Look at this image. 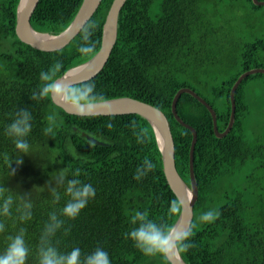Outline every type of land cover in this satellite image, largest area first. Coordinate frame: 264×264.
<instances>
[{
	"label": "trees",
	"instance_id": "obj_1",
	"mask_svg": "<svg viewBox=\"0 0 264 264\" xmlns=\"http://www.w3.org/2000/svg\"><path fill=\"white\" fill-rule=\"evenodd\" d=\"M113 1L103 0L85 25H94L96 54L101 48L102 25ZM19 2L0 0V154L13 148L3 135V126L19 108L29 107L34 116L30 142L54 162L38 154L24 156L19 167L13 163L16 174L8 186L31 191L44 187L52 172L79 168L81 178L96 188V197L76 220L68 222L71 231L67 236L58 234L60 248L68 250L79 245L87 252L102 245L109 251L112 264H171L159 256H144L125 238L130 228L129 217L136 209H146L152 217L171 226L181 213L171 218L166 214L170 202L179 200L166 180L152 126L136 114L81 117L66 113L51 98L32 100L42 70L61 61L64 70L62 75L58 74L60 78L96 54L83 57L78 52L82 32L57 52H42L21 42L15 32ZM82 2L40 0L31 26L40 33L58 35L72 23ZM251 16L260 24L243 28L244 21ZM219 22L221 27L216 26ZM215 26L235 35L229 39L228 51L234 53L237 71L223 78L213 74H226L231 68L227 62L218 71H207V67L216 66L220 60L213 58L214 48L205 44L209 35L217 32ZM117 28V42L109 61L92 81L106 101L131 97L164 112L175 142L177 170L190 185L193 135L174 118L173 99L182 88L194 90L216 111L219 132L227 129L233 85L243 73L264 69V6L254 4L253 0H127ZM192 80L199 84L190 86ZM262 80L263 83H257ZM235 100V124L224 138L216 136L210 112L197 99L183 94L178 102L179 116L198 134L194 173L199 196L189 237L191 247L180 254L187 264H264V74L244 79ZM52 111L58 113L60 123L55 138L43 133L45 117ZM256 118L259 139L263 141L259 144L248 139L250 121ZM133 121L136 128L132 127ZM109 123L111 128L107 127ZM140 128H147L150 137L143 145L136 142L134 135ZM83 135L108 145L89 147L90 141ZM69 143L76 147L79 159L68 152ZM145 156L156 167L143 180L136 181L135 169ZM5 169L0 156V176ZM47 195L45 191L35 196L34 217L26 225L33 252L49 210ZM210 208L218 210L219 217L213 222L200 221V214ZM8 230L14 232L16 226L10 223ZM5 243L0 237V249ZM29 264L35 261L30 259Z\"/></svg>",
	"mask_w": 264,
	"mask_h": 264
},
{
	"label": "clouds",
	"instance_id": "obj_2",
	"mask_svg": "<svg viewBox=\"0 0 264 264\" xmlns=\"http://www.w3.org/2000/svg\"><path fill=\"white\" fill-rule=\"evenodd\" d=\"M93 28L94 25H88L81 29V42L77 50L83 57L96 54L95 42L92 40ZM63 70L64 64L61 61H56L47 70H42L39 73L40 84L32 92L31 99L39 101L51 98L58 105L71 109L75 115L81 117L96 115L97 107L107 101L97 91L95 82L90 78L75 86H66L62 83L65 80L58 78V74L62 75ZM33 121L31 108L23 107L19 108L3 126V135L13 148L11 152L0 154L6 164L4 175L0 176V237L6 241L0 249V264H29L30 259H33L35 264H112L109 251L102 245H97L87 252L79 245L68 250H62L59 246L58 234L63 233L67 236L71 231L70 226H67L68 222L76 220L96 197V188L81 178V169L71 170L66 167L52 172L44 187H34L31 191H21L19 188L8 186V181L16 174V169L12 168L13 163L19 167L23 164L24 156L38 154L42 159L54 162L52 158L41 155L30 142ZM45 121L44 135L55 138L60 127L58 113L49 112ZM107 127L111 128L112 124L109 123ZM132 127L136 128L134 121ZM134 135L136 142L141 145L150 139L147 128H140ZM92 146L94 143L90 141L89 147ZM67 150L74 159L80 158L76 147L71 143L67 145ZM155 167L153 160L145 156L142 163L137 165L133 178L141 181ZM45 191L48 193L45 199L49 210L33 252L26 225L34 217L35 196ZM181 208L179 202L172 200L166 214L171 218L179 214ZM219 215L218 210L210 208L200 214L199 220L213 222ZM128 222L130 228L125 233V238L131 240L134 247L146 257L159 256L169 260L191 247L189 240L191 228L178 230L152 217L146 209L134 210ZM10 223L16 226L14 232L8 230Z\"/></svg>",
	"mask_w": 264,
	"mask_h": 264
},
{
	"label": "water",
	"instance_id": "obj_3",
	"mask_svg": "<svg viewBox=\"0 0 264 264\" xmlns=\"http://www.w3.org/2000/svg\"><path fill=\"white\" fill-rule=\"evenodd\" d=\"M103 0H83L79 11L77 12L74 20L67 26L68 31L65 30L58 35H51L46 33H40L36 31L31 25L33 14L38 7L40 0H20L17 8V24L15 25L16 35L21 42L31 46L32 48L42 52H57L66 48L82 31L94 16ZM127 0H114L110 10L107 14L104 25H102V38L101 48L99 52L88 62L67 71L60 79L66 86H75L91 78L97 77L105 68L109 61V58L113 52V49L117 42L119 16L122 8ZM254 4L264 6V1L253 0ZM41 37V38H40ZM257 73L264 74L263 68L252 69L243 73L236 83L233 85L230 93L231 98V117L227 129L220 133L217 125V113L212 106L198 95L194 90L190 88H182L175 95L172 103V113L174 118L182 126L189 129L193 135L191 139L190 148V185H188L180 176L175 159V142L173 140V134L168 117L160 109L155 106L142 102L140 100L123 97L118 99L107 100V103L97 107L96 115L94 116H119L136 114L146 119L152 126L156 140L158 141L160 151L163 159V170L166 180L171 190L176 195L182 208L180 216L175 223L174 227L178 230H186L191 228L194 220V207L198 200L199 189L194 173V153L197 144L196 138H198L197 131L191 125L185 123L179 116L177 107L178 102L183 94H190L203 104L210 112L213 118L214 131L218 138H224L228 135L234 127L236 120V100L235 93L239 85L244 79L250 75ZM52 100V99H51ZM52 102L63 109L66 113L74 116L71 109H67L66 106H60L55 100ZM85 138L95 145L107 146L108 144L96 140L89 135H83ZM171 264H187L182 256L178 254L168 260Z\"/></svg>",
	"mask_w": 264,
	"mask_h": 264
},
{
	"label": "rangeland",
	"instance_id": "obj_4",
	"mask_svg": "<svg viewBox=\"0 0 264 264\" xmlns=\"http://www.w3.org/2000/svg\"><path fill=\"white\" fill-rule=\"evenodd\" d=\"M236 23L242 24L240 21H236ZM218 24L219 25H216L217 27L221 25V22H219ZM259 24L260 23H258L251 16V17H248L244 21L242 26H243V28H245V27H248L251 25H259ZM219 28H217L218 29L217 32L210 34L209 35L210 38H208L207 42H205V44L211 45L214 48V57L213 58H215L216 56L218 58H220L219 63L216 66L210 65L209 67H207V71H210V72L218 71L221 69L222 64L224 62H227L231 68H229L228 71H226V74H224L223 72L213 74V75L218 76L219 78H223L227 75H231L232 72L237 71V64H236V62L235 63L233 62L234 53L228 51V48L230 47L229 39H230V37H234L235 35L233 33L230 34L224 27L221 28L222 30H220ZM188 71H190V68ZM192 81H193V83H189L190 86H197L199 84V83H196L194 80H192ZM250 83H253V82H250ZM257 83H263V80L258 81ZM214 84H218V83H214ZM208 89H206V91L204 92L206 96H208V91H209ZM257 119L258 118L252 119L250 121L251 124L249 125V128H248V136H249L248 139L251 141H255V143L259 144L263 141L259 139L260 138L259 137V128H258L259 122H257Z\"/></svg>",
	"mask_w": 264,
	"mask_h": 264
},
{
	"label": "bare ground",
	"instance_id": "obj_5",
	"mask_svg": "<svg viewBox=\"0 0 264 264\" xmlns=\"http://www.w3.org/2000/svg\"><path fill=\"white\" fill-rule=\"evenodd\" d=\"M41 38V37H40Z\"/></svg>",
	"mask_w": 264,
	"mask_h": 264
}]
</instances>
